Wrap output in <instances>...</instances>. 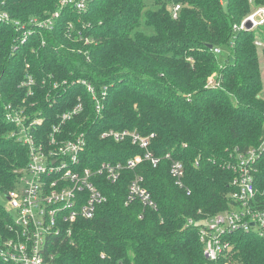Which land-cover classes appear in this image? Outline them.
<instances>
[{
  "label": "trees",
  "instance_id": "1",
  "mask_svg": "<svg viewBox=\"0 0 264 264\" xmlns=\"http://www.w3.org/2000/svg\"><path fill=\"white\" fill-rule=\"evenodd\" d=\"M61 1L0 0V12L10 16L0 22V236L9 235L1 197L30 164L28 147L12 137L17 128L7 121V108L43 116L40 133L50 134L59 116L82 103L65 126L67 140L86 137L80 169L96 172L103 163L126 165L144 155L130 139L101 138L109 130L154 135L150 150L161 163L124 169L115 182L96 175L108 201L71 235L64 230L52 238L54 264H207L200 228L240 207L229 165L252 150L250 207L264 210L260 57L253 32L239 28L249 0H90L83 12L64 9L51 29L30 25L51 17ZM15 22L37 31L24 45ZM223 48L231 50L224 61ZM213 75L217 87L208 85ZM167 154L185 164L183 187L169 174ZM136 175L157 209L128 203ZM223 239L231 250L215 264H264V239L254 228Z\"/></svg>",
  "mask_w": 264,
  "mask_h": 264
},
{
  "label": "built area",
  "instance_id": "2",
  "mask_svg": "<svg viewBox=\"0 0 264 264\" xmlns=\"http://www.w3.org/2000/svg\"><path fill=\"white\" fill-rule=\"evenodd\" d=\"M89 2L90 0H62L59 3L60 9L51 17L42 21L31 20L30 25L51 29L64 9H73L80 13L87 9ZM257 14L264 15V11L260 10ZM9 21L10 16L0 12V22ZM15 24L22 32L21 44L24 45L33 30H28L26 25L20 22ZM216 52L221 53L220 49H216ZM30 83L33 81L30 80ZM208 85L217 87L220 84L211 78ZM88 90L96 100L94 88L89 85ZM103 95L106 96L105 93ZM97 110H102L99 100ZM81 111L82 103L71 112L59 116V122L52 126V133L42 134L40 127L44 122L43 116L31 119L24 109L12 106L7 108V121L17 128L12 137L28 147L30 164L26 169L19 171L17 187L5 196L8 208L4 206L3 209L9 222L4 231H8L9 235L0 236V260L3 262L54 264L53 256L49 254L52 238L64 230L71 235L72 228L80 219H93L98 208L108 201L95 184L96 175L106 174L109 181L115 182L124 169L134 170L145 161L155 168L160 165L161 159L155 157L150 150L154 135L143 137L137 131L109 130L104 132L101 138H112L116 142L130 139L133 144L145 150L144 155H136L128 160L126 165L103 163L96 172L91 168L80 169L81 154L87 145L86 137L81 134L75 139L67 140L65 126ZM256 155L257 152L252 150L248 156L240 155L237 164L229 165V169L236 174L234 185L237 192L232 194V198L240 207L206 220L200 228V240L205 246L207 264L217 263L221 256L231 250L230 244L223 239L225 235L254 228L264 239V210H253L250 207L256 198L253 178ZM165 159L170 162V176L179 187H183L186 177L184 162L173 159L171 154H167ZM20 186L23 187L22 190H18ZM136 200L141 201L145 208L157 209V204L144 186V178L140 175H136L129 185L128 203ZM143 217L140 215V219Z\"/></svg>",
  "mask_w": 264,
  "mask_h": 264
},
{
  "label": "rangeland",
  "instance_id": "3",
  "mask_svg": "<svg viewBox=\"0 0 264 264\" xmlns=\"http://www.w3.org/2000/svg\"><path fill=\"white\" fill-rule=\"evenodd\" d=\"M248 10H249V12L244 17V20L242 21L240 27H243L245 29V23H246V21L248 19H253L254 27L252 29H246V30L253 32V36H254V40H255L254 41L255 47H256V50H257L258 55L260 57L259 69H260L261 74H262L261 80H262V83H263V91H264V21H263L264 17L261 19L262 21H260V22H255V20H254V18L256 17V15H258L257 13H259L260 10L261 11H264V0L262 2L259 1V0H249V9ZM33 31H34L33 34L37 32L35 30H33ZM221 54L222 55L220 56V58L223 61L226 60V59H228L229 56L231 55L230 48H223V52ZM220 63L222 64V61ZM215 77L216 76L213 75L212 78H215ZM208 84H209V81H208ZM262 99L264 100V92H263ZM22 188L23 187L20 186L18 190H22ZM1 203L6 208H8V202H7L6 197H4V196L1 197ZM225 264H230V263H227L226 262Z\"/></svg>",
  "mask_w": 264,
  "mask_h": 264
},
{
  "label": "water",
  "instance_id": "4",
  "mask_svg": "<svg viewBox=\"0 0 264 264\" xmlns=\"http://www.w3.org/2000/svg\"><path fill=\"white\" fill-rule=\"evenodd\" d=\"M263 17H264L263 14H261V15H257V16L255 17V22H260V21H262L261 19H262ZM253 27H254V22H253V20H252V19H248V20L246 21V23H245V29H252ZM209 48L212 49L213 46H212V45H209Z\"/></svg>",
  "mask_w": 264,
  "mask_h": 264
}]
</instances>
